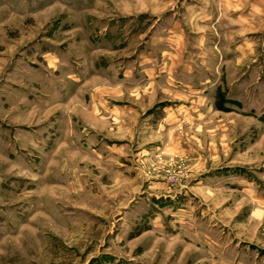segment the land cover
I'll list each match as a JSON object with an SVG mask.
<instances>
[{
    "label": "rangeland",
    "instance_id": "1",
    "mask_svg": "<svg viewBox=\"0 0 264 264\" xmlns=\"http://www.w3.org/2000/svg\"><path fill=\"white\" fill-rule=\"evenodd\" d=\"M213 1L0 0V264H264V15Z\"/></svg>",
    "mask_w": 264,
    "mask_h": 264
},
{
    "label": "crops",
    "instance_id": "2",
    "mask_svg": "<svg viewBox=\"0 0 264 264\" xmlns=\"http://www.w3.org/2000/svg\"><path fill=\"white\" fill-rule=\"evenodd\" d=\"M258 1H259V4H256L255 6H253L254 7L253 10L250 9L251 0H216V1H213V3L211 4V9L214 11V13H212V15H210V18H211V16H214L215 12L217 14L218 12H220L221 10H224V9H227L228 11L233 10L234 12H236V10L242 9L240 11H237V13H233L234 19L233 18L228 19V21H227L228 25L230 24L229 26H231V25L236 26L237 30H238L237 32L239 35L247 33L250 30V27L260 29L262 27V24H263L261 18H263V15H264V7H262V4H260L261 0H258ZM253 4H255V1ZM252 11H253V13H252ZM208 18H209V16L208 17L206 16L205 19H208ZM263 20H264V18H263ZM218 23L219 22H214V26H216L215 31L218 30ZM231 36H234V32ZM227 42H228V40H227ZM243 43H246V42H243ZM245 45L247 47V43ZM240 48L243 51V52H241L242 54L240 55L243 59V58H245V51L247 50V48H245V46L242 45L237 49H240ZM233 51L235 52V50H233ZM233 51H232V57L231 58H235V56H234L235 54ZM174 54H177V53H174ZM170 56L173 57V55L169 54L167 56V58L170 59ZM175 70H176V75L172 76L173 72H171V71H173V70L169 69V67H167L165 70V76L166 75L167 76L165 78H163L162 82L154 81L155 77H153L152 79H150L148 81V83L145 86H143L141 88H137V89H132L131 96L136 97V99L134 98V101H136L137 103H142L144 100H149V101L152 100L153 101L157 98H162L163 100H168V101H170L172 99H177V100H183L181 102H184V101H186L185 100L186 98H189L188 96H193L192 93H195L197 91L202 92L201 89L200 90L193 89L191 84H189V83L184 84L183 83L184 79L179 76V75L183 76L192 70H189L186 67H182V68L176 67ZM162 71H164V70H162ZM152 74H154V73H152ZM160 76L162 77V75H160ZM176 84L180 86V90H174L173 91L171 87L176 85ZM190 102L192 103V100ZM97 107H99V106H97ZM167 117L164 116L163 120H161L160 123H165ZM119 120H121V121L123 120L122 116L119 117V116L115 115V121H119ZM99 121H100V119H99ZM99 121H98V123H99ZM162 127H163V125H162ZM171 135H172V132L168 131V135H163V137L161 139L164 140L166 138L169 140L170 138H172ZM169 147L173 148V149L177 148L175 142H173L172 144L170 142Z\"/></svg>",
    "mask_w": 264,
    "mask_h": 264
}]
</instances>
